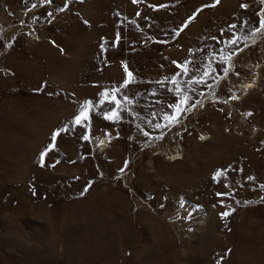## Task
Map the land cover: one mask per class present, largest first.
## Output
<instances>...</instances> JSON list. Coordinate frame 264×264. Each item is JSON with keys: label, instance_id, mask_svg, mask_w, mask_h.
<instances>
[{"label": "rangeland", "instance_id": "obj_1", "mask_svg": "<svg viewBox=\"0 0 264 264\" xmlns=\"http://www.w3.org/2000/svg\"><path fill=\"white\" fill-rule=\"evenodd\" d=\"M212 3L0 0V264H264V35L239 43V77L218 51L258 27L264 3ZM248 64L259 74L240 96ZM202 66L211 88L185 85ZM174 75L197 106L149 142L140 129L159 134L149 124L171 112ZM114 86L131 101L120 122L93 107L90 141L69 126L41 166L52 133Z\"/></svg>", "mask_w": 264, "mask_h": 264}, {"label": "snow or ice", "instance_id": "obj_2", "mask_svg": "<svg viewBox=\"0 0 264 264\" xmlns=\"http://www.w3.org/2000/svg\"><path fill=\"white\" fill-rule=\"evenodd\" d=\"M47 3H51V0H45ZM137 0H133V3H136ZM219 0H213L212 4H206L203 7H214L216 3H218ZM261 3H264V0H261ZM35 7V5H33ZM64 7H67V4H65ZM150 7H152L150 5ZM159 7H166L165 5H160ZM240 7L243 9L246 7L245 4H241ZM63 11V9H60ZM201 11V8H197L191 15L188 16V18L183 22V25L181 28L177 31L176 35H179L180 31L183 30V27H186L187 24L192 21L196 15ZM264 11V10H262ZM51 15V13H49ZM257 16H261L260 13H257ZM230 28H235L236 25H230ZM257 34L264 35V17L260 18L258 20V27L253 28L249 33H247L243 38L236 35L235 32L232 33V36L228 39L227 43L224 45L223 49L218 50L219 51V62L222 65L221 70L224 72L225 76L227 77L229 74H234L237 77H239V73L235 72L234 69L236 67L234 57H237L239 52H242L243 49L239 47V43L245 42V47L248 46L246 43L247 40L251 39L253 43L256 41ZM119 37H117V40ZM215 39V38H213ZM103 47V45H101ZM209 57L211 59H215V57L212 55V53H209ZM176 63V62H173ZM191 63V61H185L184 64L176 63V68L180 69V73L177 75L183 74L185 76L189 75V67L188 65ZM256 67H259L257 65ZM211 76V69L210 66L203 67L200 76L197 78L195 76L191 77L188 81H185V85L194 84V85H205L206 87L211 88V85L207 84V79ZM132 80V73L127 70L125 67V78L123 82L119 85L120 89H123L129 85V83ZM161 83V86H163V82ZM168 83L172 84L174 86V91L176 93V99L175 102L170 104L169 107L171 108L170 113H164L160 117L159 123H150L149 128L152 131L158 132L159 134L156 136H153L150 134L149 131H145L144 129H140L143 136L147 138V141L153 142V141H159L162 140L165 136V130H171L175 126L179 125L181 122L182 115L187 114L189 111H191L192 108H195L197 104H189V101L191 100V96L188 95L189 91H192V88H188L187 91L183 90L181 87V84L179 81H177V76H172L171 80L168 81ZM252 84L249 82L248 84L244 85L245 89L248 87H251ZM117 88L114 86L110 90H106L105 92L100 94V100L98 103L93 104L91 101H85L83 104L80 105L79 111L77 114L74 115L72 120L69 122V125H65L61 129H57L52 133L51 140L53 143H50L48 147L40 153V164L41 166L44 165L45 155L46 153L52 149L54 142L57 140L58 136L60 135L61 131H67L68 127H74L79 130H81V139L84 141H90V125L89 120L90 116L89 113L93 107H99L100 105L104 104L105 102L109 105H114L110 110L104 111L103 119L105 121L111 122V123H118L121 120V112L127 110V105L131 104V101L124 97L123 100L119 99L117 96ZM169 91H173L172 88L169 89ZM203 95V93H201ZM232 98L236 99L238 98L236 96V93H232ZM199 103V102H197ZM248 115H251L250 113ZM156 117L153 116V120H155ZM103 135L108 138V140H111V136L108 132H104ZM201 140L204 139L203 136L200 137ZM104 144V140H100L97 146H100ZM59 163V161H57ZM125 166H127V161H125ZM124 169H121L120 171H123ZM220 175V170H217L213 176L212 179L215 181L217 177ZM251 179V177H249ZM91 182H89V185ZM264 188V186H262ZM88 187H85L83 189V192H87ZM83 194V193H82ZM217 195H220L219 193ZM181 207H183V202H181ZM229 215V212H223L220 214L221 218H224Z\"/></svg>", "mask_w": 264, "mask_h": 264}, {"label": "bare ground", "instance_id": "obj_3", "mask_svg": "<svg viewBox=\"0 0 264 264\" xmlns=\"http://www.w3.org/2000/svg\"><path fill=\"white\" fill-rule=\"evenodd\" d=\"M250 67H251L253 72H256V74L254 76H251L252 80L249 81V82H251L252 86L245 89L244 85L248 84L249 82H239V83H237L235 85L236 90H239L240 96H243V95L247 94L248 91L255 86L254 83L257 81V77H258V74H259L258 71H259L260 66L259 67H255V66H253L251 64L245 65V68H250ZM240 96H237L238 98H236V99H233L232 96H231V98H232L231 100L234 101V102L239 101V99L241 98Z\"/></svg>", "mask_w": 264, "mask_h": 264}]
</instances>
